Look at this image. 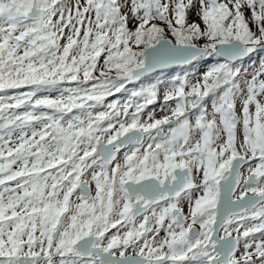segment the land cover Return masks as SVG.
I'll use <instances>...</instances> for the list:
<instances>
[{
    "label": "rangeland",
    "instance_id": "rangeland-1",
    "mask_svg": "<svg viewBox=\"0 0 264 264\" xmlns=\"http://www.w3.org/2000/svg\"><path fill=\"white\" fill-rule=\"evenodd\" d=\"M29 4V0H0V90L31 87L25 89V93L0 97V111L7 108L15 111L27 107L35 109L27 114L20 112L23 114L20 117L7 114L0 119V171L4 173L0 174V182H15L14 176L10 178L9 175L13 171L19 172L20 183H28L30 177L38 182L45 166L50 169L45 179H41L42 190L36 189L37 186L35 190L44 191L47 185L49 187L56 182L58 169L62 168L61 162L48 163V158L33 157L35 151L27 146L29 142L21 138L30 134L25 130L31 129L37 118H41V121L44 118L52 120L53 112L61 114L64 109L60 105L62 93H67V100L75 102L71 94L83 92L88 95L85 89L94 90L88 93L94 94V108L98 112L93 114L97 120L107 118V108L121 111L120 105H125L132 120H137L142 128L160 120L182 116L187 131L190 130L193 136L190 143L186 142L184 136L179 138V142H186L182 144L186 148L181 149H184L183 152L196 151L195 164L190 168H194L198 183H210V191L235 157L242 156L252 161L246 168L247 172H244L254 174L250 176L255 179L264 172V56L259 55L257 59L238 65L227 64L226 60L215 61L198 71L184 70L181 75L170 70L159 71L142 78L132 87H128L131 82L125 79L127 72L143 65L140 56L143 51L161 38H168L174 44L207 48L209 52L206 56L214 53L215 47L221 43L235 40L249 43L248 38L251 40L252 34L243 31L235 21L233 12L239 4L259 10L264 0H42V7L48 9L44 25L28 20L26 9ZM183 30L190 33L186 38L192 43L177 42L176 36L182 37ZM261 31L253 34L258 40L264 37ZM62 43L64 51L58 59L55 56L45 62L39 58L42 54H48V48H60ZM74 47L82 52H90V59L83 60V63L79 60L69 63L70 66L66 68L61 56L68 55ZM30 48L35 50V54L26 55ZM72 53L74 57L79 54ZM31 58L34 63L27 69L28 63H23ZM115 61L120 64L118 73L92 78L96 71H111ZM15 67L18 68L13 72ZM122 89L129 94L128 100L119 102L118 95L113 96L122 93ZM155 100L157 103L152 106ZM44 108L47 111H40ZM83 124L86 125L85 122ZM46 128L55 131L61 129V119L57 124H47ZM69 128L72 129L71 126ZM5 152H9V156ZM20 152L25 154L19 158ZM30 157L37 158L35 161L38 162L33 172H25L24 164L19 159ZM123 170L120 162L118 177ZM80 171L91 183H107L113 176L111 170L99 165ZM3 189L0 192V245L10 246L17 224L11 218L14 215L13 207L8 204L7 208L2 206L1 197L9 193L6 188ZM98 200L95 206H90L91 209L99 208L97 204H102L103 210L109 209V197L102 196ZM90 208L84 207V210L90 212ZM72 210V217L64 230L68 236L78 234L87 222L78 207L73 205ZM23 211L24 207L20 208V214ZM250 225L246 224L247 229L243 230L242 237L254 239L251 243L244 242L242 262L264 264L262 256L261 260L257 259L264 253V222L260 219L257 234H253Z\"/></svg>",
    "mask_w": 264,
    "mask_h": 264
},
{
    "label": "flooded vegetation",
    "instance_id": "flooded-vegetation-1",
    "mask_svg": "<svg viewBox=\"0 0 264 264\" xmlns=\"http://www.w3.org/2000/svg\"><path fill=\"white\" fill-rule=\"evenodd\" d=\"M47 17L48 12L44 22ZM62 45L60 48L54 46L52 53L48 48V54L39 58L45 62L58 59L64 51ZM72 51L79 54L74 57ZM89 54L74 47L61 58L65 62L78 61L80 55H87L90 59ZM136 83H128V87ZM90 91L94 90L85 89L88 95L83 92L71 94L75 102L67 100V93L62 95L61 129L46 128L47 124H57L60 119L44 118L41 121L37 118L32 128L26 130L30 134L21 138L35 151L33 157L48 158V163L61 162L62 168L58 169L56 182L47 185L44 191H36L35 187L42 190L41 179H45L50 169L48 166L42 170L38 182L30 177L28 183H20L18 171L9 174L10 178L14 176L15 182H0V192L3 188L9 191L1 197L2 206L13 207L11 218L17 224L10 246L0 245V264H229L231 261L243 264L244 242L251 243L254 239L242 237L243 230L250 223L253 234L258 233L260 219L264 222V201L243 213H240L238 204L233 205L229 215L228 210L224 212L226 216L214 235L219 184L233 161L210 191V183H198L194 168H190L195 164L196 151L183 152L186 147L182 144L190 143L193 135L187 131L182 116L142 128L137 120H132L125 105H120L121 111L104 108L108 110L107 118L97 120L93 113L98 110L94 108L95 98L93 93H88ZM128 95L126 89H122V93L113 97H119L121 102L127 101ZM156 103L155 100L151 105ZM132 131H138V134L130 137L128 145L116 144ZM181 136L186 142H179ZM111 144L115 145L108 147ZM24 154L18 153L19 158ZM36 159L19 160L23 162L25 172H33ZM120 162L124 170L118 177ZM250 164L252 161L241 170L242 180L234 193V200L246 195H264V176L254 184L247 182V178L254 175L246 173ZM95 165L112 171L113 176L107 183H91L80 171L92 169ZM0 174L4 173L0 171ZM238 180L236 176L235 181ZM97 187L102 190L96 191ZM102 196L109 197V209H101L102 204L91 209L90 206H95ZM73 205L83 212L87 222L78 234L68 236L64 230L72 217ZM52 206L54 209H49ZM22 207L24 211L20 214ZM84 207L91 211L86 212ZM247 219L250 220L246 222ZM261 256L264 260V253L257 259L261 260Z\"/></svg>",
    "mask_w": 264,
    "mask_h": 264
},
{
    "label": "water",
    "instance_id": "water-1",
    "mask_svg": "<svg viewBox=\"0 0 264 264\" xmlns=\"http://www.w3.org/2000/svg\"><path fill=\"white\" fill-rule=\"evenodd\" d=\"M42 0H31V4L26 11L27 17L34 21L43 23L44 15L47 10L41 8ZM50 52L53 51V47H50ZM209 50L207 48H199L197 46L174 44L168 38H161L154 46L145 49L142 53L143 65L135 68L126 74V79L132 81H139L142 77H146L161 70L169 69L177 66H188L194 63L198 58L205 56ZM214 52L223 60L235 63L240 60H245L250 55V48L244 42L235 40L229 43H221L215 47ZM7 110L0 111V118H3L7 114ZM138 134V131H132L127 133L123 138L119 139L117 145H128L130 143V137ZM115 144L108 145L113 147ZM98 153V152H96ZM250 160L242 157L235 158L233 160L231 168L224 174V177L219 184V201H218V213L217 220L215 222L214 235H216L219 227L223 221L224 212L227 211V215L230 214V210L233 205H239L240 213L245 212L248 209H252L264 201V195H246L240 200H234V193L237 191L241 180V170L244 168ZM228 175V177H226ZM238 176L239 180L235 181V177ZM264 176V175H263ZM263 176L254 178L248 177V184H254L261 181ZM64 216L61 218L59 226L62 224ZM233 239V238H232ZM234 240V239H233ZM230 241V240H229ZM235 242V241H234ZM230 257V256H229ZM231 261L229 264H233Z\"/></svg>",
    "mask_w": 264,
    "mask_h": 264
},
{
    "label": "trees",
    "instance_id": "trees-1",
    "mask_svg": "<svg viewBox=\"0 0 264 264\" xmlns=\"http://www.w3.org/2000/svg\"><path fill=\"white\" fill-rule=\"evenodd\" d=\"M233 13H235L234 16H233V17H235V21L242 26L243 31H245L246 33L252 34V39L250 40V38H248L249 43H247V42H244V43H246L248 46H255V47L251 49V53H250V56H249L248 60H242V61H239V62H236V63H230V62L226 61V63L230 64V65L245 64V63L250 62L252 59H257V57H259V55L264 56V37H262V38H260V40H258L253 35V34L259 32L260 30H262L261 32H264V4L260 7L259 10H255V8H252V7H250L247 4L244 5V6L239 4L238 7H236V9H235V11ZM185 29L188 30L187 28H185ZM182 34H183L182 37L176 36V39H177L178 43H180V42H182V43H192L191 40L186 38V36H189L190 33H188L187 31L183 30ZM24 53H26V52H24ZM31 53L32 54L35 53V50L32 49V48L29 49V51L27 52L26 55L31 54ZM140 56L142 57V55H140ZM140 56H139V58H140V62H141V57ZM213 57H217V55L212 53V54H210L207 57H202V58L198 59L196 62H194L192 65H190L188 67H179V68L175 67V68H171L169 70L173 71V72H177V71L181 72V73H179L181 75L182 73H184V70H187V71H198V70H200L201 67H203L205 65H210V64L212 65L213 63H215V61L216 62L223 61L222 59H219L218 57L215 60V59H213ZM80 58L81 59L79 61L81 63L84 62L83 60H87V59L89 60L87 55H85L83 57H80ZM72 62H76V61L65 62L66 63V68L69 67L70 65H68V64L72 63ZM25 63H28L27 69H29L31 67V65L34 63V60L31 58V60L29 59L28 62H24L23 64L25 65ZM119 67H120L119 62L115 61V65L113 66L111 71H109V72L108 71H105V72L96 71V73H94L92 75V78H94V77H100V78L101 77H105V76H108V75L112 74V72L116 74V73L119 72ZM17 68L18 67L13 68V72H15L17 70ZM124 71H125V69H124ZM4 78H5V76H4ZM102 79H104V78H102ZM30 88L1 89L0 90V97H8V96H11V95H14V94L25 93L24 92L25 89H30ZM52 90H54V88H52ZM33 100L34 99H32L31 101H33ZM59 107H60V105H59ZM32 110H35V109L32 108V107H27V108H23V109H21L19 111H15L14 109L11 108V111L8 112V113L12 114V116L15 115V117H20V115H23L25 113L27 114L28 112H31ZM20 112H22L23 114H20ZM55 112H53V114H55ZM53 117H54V119L58 120V119L61 118V114H55ZM12 124L13 123H11V125ZM41 125H43V124H41ZM36 157L41 158L42 156L39 155V156H36ZM36 162H38V161H36Z\"/></svg>",
    "mask_w": 264,
    "mask_h": 264
}]
</instances>
